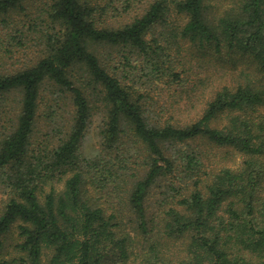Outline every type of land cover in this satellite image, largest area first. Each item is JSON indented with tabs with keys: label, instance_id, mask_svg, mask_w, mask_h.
<instances>
[{
	"label": "trees",
	"instance_id": "obj_1",
	"mask_svg": "<svg viewBox=\"0 0 264 264\" xmlns=\"http://www.w3.org/2000/svg\"><path fill=\"white\" fill-rule=\"evenodd\" d=\"M133 1L0 0V264H264V0H138L118 20ZM30 40L36 58L4 67ZM186 44L251 70L207 93ZM159 82L192 91L186 107L143 88ZM42 110L57 124L36 146ZM94 114L103 156L86 162ZM199 139L244 159L212 168L179 148Z\"/></svg>",
	"mask_w": 264,
	"mask_h": 264
},
{
	"label": "rangeland",
	"instance_id": "obj_2",
	"mask_svg": "<svg viewBox=\"0 0 264 264\" xmlns=\"http://www.w3.org/2000/svg\"><path fill=\"white\" fill-rule=\"evenodd\" d=\"M38 3H42L48 0H37ZM112 0H100V2L106 3L110 2ZM126 2V0H113V5H115V9H123V5ZM138 2V3H137ZM134 7L132 9V12L130 14H125L124 16H120L118 20L126 21L129 20L132 15L136 12H140L138 10L139 7H141L140 2L133 1ZM209 3L211 5V8L213 11L222 12L225 10L226 7H229L231 4V0H209ZM138 7V8H137ZM113 12V6H111L109 13ZM114 13V12H113ZM114 19V17H111ZM182 21V17H178V20ZM117 21V18H116ZM175 20L174 22H176ZM38 43H35L34 41H29L26 43V46H17L15 49L17 50V54L13 56H9L6 60H4L3 65L4 67H20L23 66L28 61H33L36 56L40 53V46H37ZM120 48H111L108 47V45H101L99 46V52L102 54V56H108L111 57L110 59L113 61V63H118L119 65H122L120 62L123 59L122 56L119 53ZM183 54H188V56L192 59L193 67L197 70V72L200 73L201 77H197L196 75V83L200 81L202 78V81H204V86H200L201 88L204 87L207 93L212 92L214 89H217L221 87L224 84L232 85L238 81H242V70L245 69L247 71H250L248 62L246 60H243V58L239 57V60H237V57L235 60L230 59L231 57L228 56L226 53L223 55L216 54H208L205 53V51H202L196 46H190L189 44L185 45L183 49ZM7 63V65H6ZM1 66V65H0ZM192 83L194 79H191ZM245 80V79H244ZM142 82L143 80H139ZM192 87V85H191ZM143 88L148 89L151 91L152 95L156 97L159 104H166L167 107L170 109L173 106H178L179 104L184 105L186 107L187 102L189 101V96L186 93H192V91H186L182 92L183 90L176 89L175 87L167 88L165 84L162 82L155 83L152 85L148 83L145 85L143 83ZM49 93V91H47ZM53 95V94H52ZM63 100L62 104L59 106L58 112L55 115V119H57V123L59 121L65 122V119L67 116H69V111L71 110V105L66 103L68 99H65L64 96L61 97ZM70 103V101H69ZM57 108V106H55ZM264 110V109H263ZM41 115V120L39 122V125L36 129V134L34 137V142L36 143V146L39 145L41 142H46L49 137H51L54 133V129L52 128L53 125H56L57 123L55 121H51L45 114ZM183 113H186V110L183 111ZM171 113L166 112L165 116L169 115ZM193 114V112H192ZM97 123L101 124V117L97 116ZM197 148L202 149L204 153L206 154L207 158H205V161L207 165L210 167L218 168L225 165L234 166L238 165L241 161L244 159V155L237 151L234 148H223L218 147L206 139H199L197 141H193L188 145L180 144L179 148L184 149L185 151L191 149V148ZM2 195H0V201H1ZM13 238L16 239L17 237V227H14L12 230ZM11 243L14 242V240L10 241ZM12 251V246L8 244L6 250L4 252H0V258L3 256L9 257L10 252ZM49 263V257L46 255L43 261V264Z\"/></svg>",
	"mask_w": 264,
	"mask_h": 264
},
{
	"label": "clouds",
	"instance_id": "obj_3",
	"mask_svg": "<svg viewBox=\"0 0 264 264\" xmlns=\"http://www.w3.org/2000/svg\"><path fill=\"white\" fill-rule=\"evenodd\" d=\"M97 115L89 118L77 148L81 158L86 162L96 161L103 156L102 125L97 123Z\"/></svg>",
	"mask_w": 264,
	"mask_h": 264
}]
</instances>
